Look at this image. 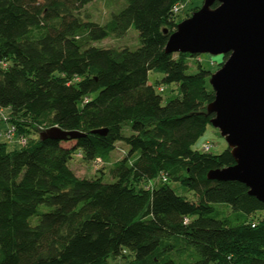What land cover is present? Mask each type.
Here are the masks:
<instances>
[{
    "label": "trees",
    "instance_id": "16d2710c",
    "mask_svg": "<svg viewBox=\"0 0 264 264\" xmlns=\"http://www.w3.org/2000/svg\"><path fill=\"white\" fill-rule=\"evenodd\" d=\"M90 1L0 0V111L26 138L0 141V264H264V217L249 218L264 204L206 177L230 148L192 147L214 91L200 54L165 51L179 0H125L101 23ZM130 27L135 48L97 45ZM151 71L179 96L162 102ZM50 126L78 136L40 138ZM73 156L108 163L111 181L76 175Z\"/></svg>",
    "mask_w": 264,
    "mask_h": 264
},
{
    "label": "water",
    "instance_id": "95a60500",
    "mask_svg": "<svg viewBox=\"0 0 264 264\" xmlns=\"http://www.w3.org/2000/svg\"><path fill=\"white\" fill-rule=\"evenodd\" d=\"M165 51L227 55L209 76L214 98L206 111L234 163L211 169L206 177L239 181L264 204V0H202L168 35ZM38 135L74 138L78 133L50 126Z\"/></svg>",
    "mask_w": 264,
    "mask_h": 264
},
{
    "label": "rangeland",
    "instance_id": "374dc122",
    "mask_svg": "<svg viewBox=\"0 0 264 264\" xmlns=\"http://www.w3.org/2000/svg\"><path fill=\"white\" fill-rule=\"evenodd\" d=\"M181 2L183 5L176 16L177 19H181V20L191 15V13L193 12V9H192L193 6L200 7V5L202 4V0H181ZM124 4H125V0H91L88 4L85 5L83 12L89 15V19L101 23L107 19L111 11L118 8L119 6L120 7L123 6ZM137 35H138L137 30H135L133 27H130L126 31V33L121 37H118V38L107 37L100 41H97L96 43L97 45H100V46H104V45L127 46L130 49H133L138 45ZM198 59H200L201 64L204 67L208 68L211 72H214L215 70H217L223 63V59L221 58L220 54L211 55L208 53H201L200 56L197 58V60ZM194 60L195 59L193 57L189 59L188 64L191 68L188 71L193 70L195 66ZM161 77H162V74L157 71H151L148 75V81L155 85L156 90H157V86H161L163 88L162 91L157 90L158 94H160L162 97V102H165L168 99H171L174 97H178L180 92L177 88V84L176 83H163L160 81ZM156 80H158L157 84L155 83ZM7 114H8V110L2 109L0 111V118L2 116H7ZM0 122H3L5 124L3 120L2 121L0 120ZM128 128H129L128 124L126 123L122 128L123 132L127 133ZM0 141H3L6 143L7 149H15V148L17 149L21 147V145L17 143L15 138H12L11 140H7V139H4L3 136H0ZM206 141L210 143V149L208 150V152H211V153H219L220 151H222L224 148L227 147L226 141L220 135L219 130L213 127L211 124L206 125L202 134L192 144V147L194 149L199 150L201 148V145ZM119 145L123 146L121 144ZM120 154L121 152L119 150H115L111 155V159H114L120 156ZM68 165L69 167L73 169L74 173L78 176H85V177L90 178L95 175H103V181H111V178L107 174V170L109 166L108 163L100 164L101 166H98L99 169L98 168L95 169V167H93L90 162H84L79 157L73 156L68 161ZM168 184L173 188V190L177 194L190 197L191 192L187 191L184 187L174 182H168ZM216 206H220V204H216ZM227 212H229V210ZM253 216H254V220L264 217V209L258 210L250 214L249 218Z\"/></svg>",
    "mask_w": 264,
    "mask_h": 264
},
{
    "label": "built area",
    "instance_id": "2783aa9c",
    "mask_svg": "<svg viewBox=\"0 0 264 264\" xmlns=\"http://www.w3.org/2000/svg\"><path fill=\"white\" fill-rule=\"evenodd\" d=\"M182 5H183V4H182L181 0L175 2V3L172 5V11H173V13L178 14V12H179V10L181 9ZM160 90H161V88H160ZM2 120H3L4 122H6V121H7V116H2ZM6 124H7V122H6ZM0 136H3L4 139H7V140H11L12 138L15 137L17 143L22 144V145H24V144L26 143V138H25V136L17 135L14 126L9 125V124H8V125H7V126H6V127L0 132ZM200 149H202V150H204V151L209 150V149H210V143L207 142V141L204 142V143L201 145V148H200ZM100 164H101L100 159H96L95 162H94V167L96 168V167H97L98 165H100ZM160 177H161V180H165L164 175H161ZM252 225H253V224H252Z\"/></svg>",
    "mask_w": 264,
    "mask_h": 264
},
{
    "label": "crops",
    "instance_id": "0c3cea01",
    "mask_svg": "<svg viewBox=\"0 0 264 264\" xmlns=\"http://www.w3.org/2000/svg\"><path fill=\"white\" fill-rule=\"evenodd\" d=\"M5 128V124L3 122H0V130H3Z\"/></svg>",
    "mask_w": 264,
    "mask_h": 264
}]
</instances>
